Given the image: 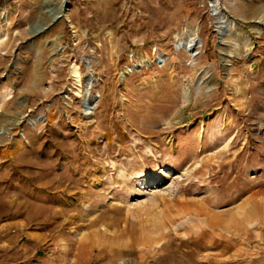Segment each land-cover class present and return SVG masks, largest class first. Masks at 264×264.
Returning <instances> with one entry per match:
<instances>
[{
  "label": "rangeland",
  "instance_id": "374dc122",
  "mask_svg": "<svg viewBox=\"0 0 264 264\" xmlns=\"http://www.w3.org/2000/svg\"><path fill=\"white\" fill-rule=\"evenodd\" d=\"M67 3L0 0V264H264V0Z\"/></svg>",
  "mask_w": 264,
  "mask_h": 264
},
{
  "label": "bare ground",
  "instance_id": "6f19581e",
  "mask_svg": "<svg viewBox=\"0 0 264 264\" xmlns=\"http://www.w3.org/2000/svg\"><path fill=\"white\" fill-rule=\"evenodd\" d=\"M58 16V15H57ZM261 20V19H260ZM220 31H224V27H222V28H220ZM248 45H249V42H248V40H246L245 42H244V47L245 48H247L248 47ZM185 48H187L188 49V52L191 54V55H195V52H196V50H197V45L196 44H194V43H190V42H187V44H186V47ZM187 49H186V51H187ZM90 67V66H89ZM138 66H135V68H137ZM71 74H72V79H74L78 84H80V82L82 81V75H81V73H80V71H79V68L78 67H73L72 68V71H71ZM88 94H89V92H88ZM93 102L94 101H91V99H90V97L87 95V97H86V99H85V102H84V105H85V107H86V113L88 114V113H90L91 112V104H93ZM94 106V105H93ZM2 134H6V130H4L3 131V133Z\"/></svg>",
  "mask_w": 264,
  "mask_h": 264
},
{
  "label": "water",
  "instance_id": "95a60500",
  "mask_svg": "<svg viewBox=\"0 0 264 264\" xmlns=\"http://www.w3.org/2000/svg\"><path fill=\"white\" fill-rule=\"evenodd\" d=\"M60 9H61V13L56 17L54 21L61 19L64 15V12L68 9L67 0H64V4L60 6ZM224 31L226 32V27L224 28ZM91 81H92V77H91Z\"/></svg>",
  "mask_w": 264,
  "mask_h": 264
}]
</instances>
